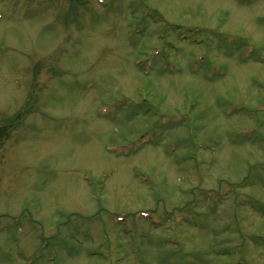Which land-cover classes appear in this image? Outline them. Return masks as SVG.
<instances>
[{"label": "rangeland", "instance_id": "374dc122", "mask_svg": "<svg viewBox=\"0 0 264 264\" xmlns=\"http://www.w3.org/2000/svg\"><path fill=\"white\" fill-rule=\"evenodd\" d=\"M0 264H264V0H0Z\"/></svg>", "mask_w": 264, "mask_h": 264}]
</instances>
